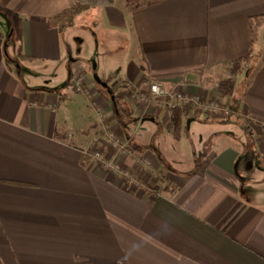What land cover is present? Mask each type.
I'll return each instance as SVG.
<instances>
[{"label": "crops", "instance_id": "obj_1", "mask_svg": "<svg viewBox=\"0 0 264 264\" xmlns=\"http://www.w3.org/2000/svg\"><path fill=\"white\" fill-rule=\"evenodd\" d=\"M139 1L61 31L47 18L70 0H0V264H264V148L239 114L264 120V0ZM123 79L239 99L238 113L183 107L176 139L163 112L138 122ZM111 130L169 184L94 162L100 134L106 157L142 172Z\"/></svg>", "mask_w": 264, "mask_h": 264}, {"label": "built area", "instance_id": "obj_2", "mask_svg": "<svg viewBox=\"0 0 264 264\" xmlns=\"http://www.w3.org/2000/svg\"><path fill=\"white\" fill-rule=\"evenodd\" d=\"M83 74L78 77L76 85L79 89L88 97L91 104L96 108V111L100 117L104 116L103 108L100 106L96 98L94 97L93 90L88 84H84ZM119 84L128 89L130 100L135 104H140L142 114L138 118V122L141 123L144 119L145 112L152 113H164V122L169 124V127L173 130V118L175 111L181 107H194L199 111L208 114L210 117L219 119H228L231 115L238 113L231 105L224 104L220 99L214 98L212 100H205L200 94H191L178 91L176 88L169 86L166 82L161 80H153L139 85L133 83L130 80H119ZM244 117L245 122L257 133L258 140L264 148V120L253 117L250 113H239ZM99 138H96L98 140ZM108 144L115 148V150L125 154L131 155L132 152L128 146L127 141L120 136L116 131H109L106 137ZM90 154L93 157V161L102 166L104 169L111 170L122 176L127 181H134L138 184L140 176L132 172L130 169L124 168L123 165L114 157H106L100 151L90 150ZM135 158V162L140 167L146 166L151 169V173L155 174L156 169L152 164L141 154H132ZM141 180H139L140 182Z\"/></svg>", "mask_w": 264, "mask_h": 264}, {"label": "trees", "instance_id": "obj_3", "mask_svg": "<svg viewBox=\"0 0 264 264\" xmlns=\"http://www.w3.org/2000/svg\"><path fill=\"white\" fill-rule=\"evenodd\" d=\"M70 5L65 8L60 13L47 18V23L50 27H57L61 31H65L76 24V20L79 15L84 13L85 11L96 8L103 5L112 4L114 0H70ZM156 0H141L139 1V5H149L154 3ZM131 2V0H130ZM238 100L234 103V106L238 107ZM234 106H232L234 108ZM235 109V108H234ZM237 110V109H236ZM184 113L185 110L183 107L178 108L175 111L173 118V135L176 139H180L183 128H184Z\"/></svg>", "mask_w": 264, "mask_h": 264}, {"label": "rangeland", "instance_id": "obj_4", "mask_svg": "<svg viewBox=\"0 0 264 264\" xmlns=\"http://www.w3.org/2000/svg\"><path fill=\"white\" fill-rule=\"evenodd\" d=\"M117 3H122L123 2V0H115ZM93 8H91V10H92ZM92 12L93 11H90V9L89 10H87V11H85L84 13H82V15L83 14H85V13H87V17H86V22L85 23H88V21L93 17V14H92ZM81 15H79L78 17H80ZM80 19V18H79ZM78 18H77V20H76V23L77 22H79L78 20H79ZM85 19V18H84ZM82 22V21H81ZM84 23V24H85ZM80 24H83V23H80ZM76 25V24H75ZM123 34H125V39H128V33H127V31H125V33H123ZM103 37H104V35H102ZM127 47V46H126ZM126 49V48H125ZM116 50L117 51H124V46H122V45H119L118 47H116ZM82 70V69H81ZM78 73H82V71L81 72H78ZM80 74L78 75V77H80ZM85 74V73H84ZM84 74H83V79H84V81H85V83L84 84H88L89 85V83H88V81L86 82V80H87V78H86V76H84ZM78 80V78L76 79V81ZM90 86V85H89ZM184 93H187V92H184ZM201 95V94H200ZM212 99V98H211ZM207 100H210V99H207ZM137 105V107H140V104L138 103V104H136ZM192 105H190L187 109H188V111L190 112H192L194 109H196V108H194V107H191ZM184 110H185V108H184ZM197 111H199L198 109H196ZM142 111V110H141ZM147 113H149V112H145V114H147ZM242 116V115H241ZM99 117H100V115H99ZM243 117V116H242ZM244 118V117H243ZM100 119H102V118H100ZM245 121V120H244ZM246 125H247V122H244ZM117 132V131H116ZM121 136V135H120ZM100 137V134H97V135H95L90 141H89V146H88V148L90 149V150H93V151H100L101 150V152L104 154V156H106V154H105V151H104V146H102L101 145V143H100V140L98 139V140H96V138H99ZM123 138H124V136H122ZM128 143V142H127ZM128 146L130 147V150H131V152H132V154H138L137 152H135L133 149H132V147L129 145V143H128ZM113 149H115V148H113ZM132 154L131 155H127L128 157L130 156L132 159L134 158L133 156H132ZM127 156L125 157V158H127ZM157 159V158H156ZM158 161V160H157ZM141 169L140 170H142V172H139V170L138 171H135L134 173H136L137 175H141V176H143V175H146L147 174V170L145 169V168H143V167H140ZM129 169V168H128ZM132 171V170H131ZM133 172V171H132ZM140 176V179L144 182L145 180H147L148 178H150V180H151V182H152V180L153 181H155L154 182V184L156 185V188L158 187V186H161V185H164V186H166V184H169V181H170V178H169V176L166 174V173H164V172H162V170L160 169V167H159V169H157V171H156V173L155 174H152V173H150V175L146 178V179H143L142 177Z\"/></svg>", "mask_w": 264, "mask_h": 264}]
</instances>
